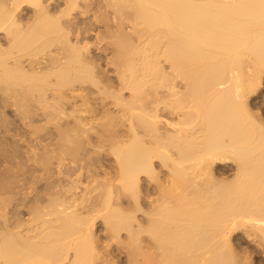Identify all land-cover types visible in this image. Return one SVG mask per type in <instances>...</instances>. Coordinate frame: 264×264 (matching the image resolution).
<instances>
[{"label": "bare ground", "instance_id": "1", "mask_svg": "<svg viewBox=\"0 0 264 264\" xmlns=\"http://www.w3.org/2000/svg\"><path fill=\"white\" fill-rule=\"evenodd\" d=\"M0 264H264V0H0Z\"/></svg>", "mask_w": 264, "mask_h": 264}]
</instances>
